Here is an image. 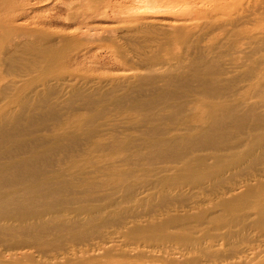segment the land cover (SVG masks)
Instances as JSON below:
<instances>
[{
    "label": "rangeland",
    "instance_id": "obj_1",
    "mask_svg": "<svg viewBox=\"0 0 264 264\" xmlns=\"http://www.w3.org/2000/svg\"><path fill=\"white\" fill-rule=\"evenodd\" d=\"M149 1L0 12L5 149L62 187L0 264H264V0Z\"/></svg>",
    "mask_w": 264,
    "mask_h": 264
},
{
    "label": "bare ground",
    "instance_id": "obj_2",
    "mask_svg": "<svg viewBox=\"0 0 264 264\" xmlns=\"http://www.w3.org/2000/svg\"><path fill=\"white\" fill-rule=\"evenodd\" d=\"M11 1L12 0H0V12L5 10L6 8L12 7ZM149 2H151V1H149ZM152 3L155 4L156 2L152 1ZM1 73H2V71H1ZM2 74H4V72ZM2 78H3V76L0 74V80ZM13 82L15 85L16 84L15 80H12L10 83L13 84ZM6 85H7V83H6ZM203 90H207V92H208V89H203ZM203 92H205V91H203ZM204 94H208V93H204ZM208 95H210V94H208ZM8 101L11 103L10 100H8ZM8 101L5 102V97L0 98V102H2L0 104V226H1V223H3V221L6 218L9 221L18 222L20 224V222L26 221V219L29 217H32V219L34 221L39 222L36 225L41 226L44 222H47V220H45V221L43 220L44 217L50 216V220H52L55 217L59 216L56 212V209H57L56 206L57 205H54L52 202H49V199L51 197H52L51 199L58 198V197L62 199V197H60V195H61L60 192H61L62 187H58V186L56 187V185H55V184H57V175L55 177H54V174L47 175L45 178L41 177V173H43V169L38 168V166H37L38 164L36 165L35 162L32 161L33 159L32 160L22 159V161L19 160L20 162L16 161L17 163L12 162L10 152H8L7 148L5 149V147H6L5 145L7 143L5 144L4 142H6L8 138H10L9 137L10 135H11V138H13L12 136H14V135H15V137H17L16 136L17 132L19 135V132H21L19 130H21V129L17 128V131H15L16 128H14V129L12 128V130H11V128H5V126L2 125L3 119L5 120L7 117V113L5 112V109H6L5 106H6V104H9ZM194 101H195V99L192 102L194 103ZM14 102L17 103L16 104L17 106H22L20 104V100H18V97H16L14 100H12V103H14ZM21 102H22V100H21ZM12 118L14 119V122H12V124L16 125V123L18 121L16 116H14ZM9 127H11V126H9ZM16 127H17V125H16ZM7 129H10V131ZM6 136H8V138ZM8 140L11 141L12 139H8ZM12 141L10 142V144L12 143ZM16 143H15V145H16ZM161 143L163 144V141H161ZM166 143L167 142H165V144ZM18 144L19 143H17V145ZM12 145L14 146V144H12ZM12 145H10V146H12ZM17 145H16V147H17ZM157 145H158V143H157ZM161 147H163V146L160 145V147H159V145H158L157 148H161ZM11 148L12 147H10V149ZM13 148L15 149V147H13ZM171 148L172 147H169V149H171ZM189 148H191V147H189ZM14 149L11 151H14ZM16 149L20 150V148H16ZM6 150L10 155V157L7 158V159L11 160L9 162L5 161L6 160L5 157H7V155H8V154L6 155ZM160 151L158 152L159 154L161 153ZM162 151H164V150H162ZM11 153L13 154V152H11ZM171 154H173V153H171ZM154 155H158V154L154 153ZM162 170H164V169H162ZM18 173H19V176L20 175H22V176L19 177ZM15 174H16V176H18V180L13 179L15 177ZM11 181H14V183H11ZM8 185H10V188H6ZM40 223H41V225H39ZM33 227H35V226H33ZM0 229L2 230V227ZM5 235H7V234H5ZM13 237H15V236L13 235ZM13 237H12V240H14ZM28 239L26 238L25 242H23V241H22V243L19 242L22 245L21 249H25V248L28 249V247H30V246H28L26 244L33 243V241H35V240L39 241V244H43V245H39L41 247H44V246L46 247V246L50 245L48 243L46 244L40 235H36V236H34V238L31 237L30 238L31 240H28ZM32 247H34V246H32ZM26 254H28L27 251L22 252L21 255L27 256ZM12 255L13 254H10L9 256L12 257ZM255 257H256V255H255ZM244 261H245V259H244Z\"/></svg>",
    "mask_w": 264,
    "mask_h": 264
}]
</instances>
